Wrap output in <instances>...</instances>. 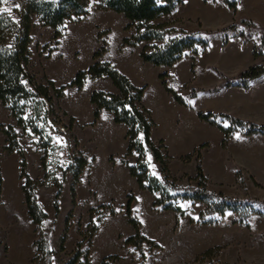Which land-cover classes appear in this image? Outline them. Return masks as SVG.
<instances>
[{
  "label": "trees",
  "instance_id": "16d2710c",
  "mask_svg": "<svg viewBox=\"0 0 264 264\" xmlns=\"http://www.w3.org/2000/svg\"><path fill=\"white\" fill-rule=\"evenodd\" d=\"M207 1V0H204ZM228 7L235 11L236 0H224ZM3 0H0V101L10 115L16 120L17 125L22 129V133L30 132L38 137L40 146L45 150L50 145L51 138L44 131V124L48 116L53 113V98H60L64 95L67 87L81 89L90 79L102 76L108 77L118 93H110L103 90H93L90 94V102L95 106L94 122L98 120L102 109L109 111L113 116V121L117 124L123 123L126 126L127 149L122 158L129 174L133 176L140 189L147 190L155 194L152 206L155 210H172L179 216H183L185 211L177 204L178 198L198 201L205 204V208L198 214L196 222L209 223L204 220L206 216L218 214L223 215L230 211L238 214L242 218L250 213H258L254 210V205L263 206L264 201L257 198L247 197L244 199L226 196L221 192H214L207 188V177L205 176L201 162V149L208 144L203 143L194 148L191 153L181 157L184 162L195 159L194 176L189 177L195 181V185H177L169 178L168 167L164 161V156L160 152L161 148H166L163 141H159L157 146L151 138L152 128L155 122L151 112L142 104V96L145 86H136L124 74H122L112 63L99 61L97 58L106 52L103 47L92 55L93 63L84 70H78L74 77L66 85L59 87L45 77V83L39 81L37 77L28 69L30 58L29 44L31 42V30L37 24L48 26L54 29L52 39L58 44L62 36L61 30L67 21L81 20L89 13V5H95L96 9L110 10L122 14L128 23L125 29H133L134 33L130 37L122 39V46L135 47L142 44L139 57L144 63L152 66L171 67L182 59L188 52L193 57L203 53L209 46V36L221 34L222 46H225L230 37H242L245 42L254 35H258L259 43L253 48V56L263 55L264 31L262 27L251 20H241L232 23L217 32H187L169 27L168 22H155V20L168 16L175 9L183 4V0H24L17 9L18 19L15 20L10 14L1 10ZM231 33V35H229ZM203 34L204 37H200ZM191 71L195 72V59H192ZM264 75V63L253 64L242 70L234 77H225L216 87L207 90L193 89L188 95H181L168 86L167 73L159 74V80L164 90L170 94L173 100L185 107L188 100L195 97L200 91L216 92L229 87H241L247 89L249 83ZM198 118L213 126H216L224 133L222 146H225L228 139L236 129H241L245 135L264 134V125H259L251 121L225 113L198 112ZM218 119H225L229 122L228 127L222 126ZM73 121V118H71ZM0 133L5 137V145L2 147L7 153L15 152L18 155L19 178L22 180L21 190L23 192L24 204L27 214L36 226L38 236L33 245L37 252L42 255L46 253V240L39 227L47 218L46 212L36 197V189L43 182L53 180L44 173L41 181H35L27 172V160L25 149L19 143V134L14 126L0 123ZM150 152L153 160L158 163L159 177L150 174L146 153ZM136 155L133 162H128L126 157ZM110 161L113 158L110 157ZM43 157L41 164H43ZM88 164V160L80 153L73 155V162L66 170L72 172V183L70 187L72 203L75 204V189L79 183L80 175ZM44 169V166H43ZM64 171L62 172L63 176ZM240 171L236 172L239 178ZM1 180V179H0ZM56 194L53 201L54 214H59V198L62 190L61 183L56 186ZM127 201L124 206V215L127 222L133 227L134 233L123 239V246H132L140 252L143 258L142 249L144 245L150 248H159V245L140 231L141 223L132 212L131 203L135 199L129 192L126 195ZM114 201L98 204L89 208V223L86 231L81 233L82 240L76 245L73 255L65 264H77L82 253L80 246L85 239H91L99 229L105 217L117 214L114 209ZM97 216L95 219L94 216ZM71 211L65 219V229L60 239V246L67 238V228ZM194 222L192 218L189 220ZM219 245L205 249L195 257L196 262L209 264H228L213 261L219 254ZM85 257V264L87 257ZM117 254L105 256L100 264L120 260ZM138 264H143V261Z\"/></svg>",
  "mask_w": 264,
  "mask_h": 264
},
{
  "label": "rangeland",
  "instance_id": "374dc122",
  "mask_svg": "<svg viewBox=\"0 0 264 264\" xmlns=\"http://www.w3.org/2000/svg\"><path fill=\"white\" fill-rule=\"evenodd\" d=\"M23 1L24 0H3L1 10L7 12L13 19L17 20V9ZM201 1L202 2H192L191 0H184L185 3L183 2V4L177 7L173 13L168 16H163L155 20V22H168L170 23L168 28L173 27L177 30H185L187 32H217V29H213L215 28L214 25L209 21H206L204 18L205 12H207V4L214 2V0ZM127 23V19L122 14L110 10L96 9L95 5L90 4L87 16L81 20L67 21L63 25V29L61 30L62 36L60 37L58 44L52 39L54 29L37 24L31 30V42L29 44L30 60L27 67L39 81L45 83V77L47 79L49 78V67L51 66L53 69L57 64V60L64 62L69 69L74 70L79 62H83L84 59H92L94 52L105 47L106 52L97 59H124L123 64L125 66L133 65L137 85H139V87L145 86V89L147 88L142 96V104L148 108L150 112L152 110L151 116L154 114L156 117L154 110L156 85L154 80H158V76L161 73H167V78H169V76H171L169 75V72L171 71V68H173V65L168 68H165L164 66L161 70L160 68L149 66L139 57L142 44L135 47L127 45L122 46V33L127 34V32H130V29H125ZM256 23L259 24L258 22ZM261 27L264 31V27ZM229 35H231V33H229ZM200 37H204V35L201 34ZM254 37H258V35H254L252 38ZM221 43V34L210 35L209 46L203 53L193 57L192 54L188 52L182 58L191 59V63L192 59H195L194 73L191 71L190 63V71L194 76L196 73L197 59H226L229 49L233 46L229 48L227 44L222 46ZM252 59L259 62H256L255 64H263L264 47L263 55L257 57L253 56ZM214 69L218 75L222 77V81L225 77H228L219 71V69ZM50 72L52 73L51 69ZM53 75L56 80H60L58 79L56 70ZM62 80L64 81L65 79L62 78ZM168 81L169 84H167L169 87L184 96L191 93L193 89L207 90L216 87L212 86L202 89L195 88L196 83L193 80L179 84L178 78L175 76H171ZM142 83L143 85H141ZM68 88L66 87L65 90L67 91ZM168 95L171 99L172 96L170 94ZM60 98H53V113L48 116L44 126L48 125L51 121H55L65 127V132L61 136L51 137L50 145H48L46 150L40 146L37 136L29 131L26 132V134H23L22 129L17 123L16 127L19 129V132L17 133L20 135V145L25 149V152H27L26 147H30L32 144L35 145L36 150L40 154V160L43 157L44 169L41 164L43 172L46 173L49 178L53 179L49 182H43V184H40L39 186H53L56 188L57 184L61 183V186H64V190L69 191V187H71L72 183V172L66 170V167L70 164V154H77L79 150H77L78 143L71 128L72 117H70L65 110L72 104L71 98L63 100V106L65 108H62L61 101L59 100ZM3 109L5 111H0V123L8 124V121L12 116L7 109L4 107ZM218 121L221 123L225 121V119H218ZM155 126L156 123L152 128V133L154 131V135L151 134V138L158 146L159 141L162 139H157L156 137L160 134L161 130L159 126ZM4 145L5 141L0 139V264H65L73 255L79 241L75 244V248L71 252L65 248V242L61 247L60 239L62 234H60L58 238L57 228L55 227V221L53 219L50 220L51 223L46 222L44 226L42 224V227L38 228L46 240V253L42 255L35 250V247H33V251L32 249H28L26 255L20 254V239L23 238L24 234L31 237L34 236L36 239L38 232L36 226L32 223L27 214L24 197L23 201H16L14 198V193L17 187L22 185L20 184L22 183V180L19 178L18 171L19 158H17V172L15 173V166L11 169L9 157L7 158L10 153H7L2 149ZM163 145L166 148H161L160 152L164 156V161L168 167L169 178L177 185H195V181L189 179V177L194 176L191 172V168H193L194 164L191 161L195 159L193 158L189 162H184L181 158L173 157L169 154L164 141ZM135 158L136 155L133 154L127 156L126 160L128 162H133ZM146 161L150 174L159 177L158 163L153 160V156L150 152L146 153ZM63 171L64 174L61 176ZM83 171L81 174H83ZM237 171L241 172L240 177L237 178L235 173L234 180L227 183L217 182L212 177L207 178V188L211 191L221 192L224 195L233 198L244 199L252 197L264 201V175L253 176L245 172V170ZM90 173L86 172L83 174L85 179V182L83 180V184L86 190L90 189L89 187L92 185V176ZM42 178L32 179L35 181H41ZM98 183L99 182H97V186L99 187ZM96 189L98 190V188ZM131 193L133 194V192ZM155 196V194H151L152 201ZM143 202L144 198L140 197L139 203L142 204ZM176 202L184 209L185 214L178 217L175 240L174 242H171V246L159 245V248H150L148 245H144L142 249L143 258L140 257V252L135 250L132 246H123L126 249V252L124 251L123 256H121L117 253L120 248L114 243L99 250L94 248L93 252H91L92 237L91 239H85L82 242V245L80 246L82 256L77 264H85V255L88 264H100L101 260L110 254H117L121 259L110 262L109 264H138L141 261H143V264H209V260H206L205 262H196L195 257L205 249L217 245H219L221 249L213 261L218 260L219 262L228 264H264L263 206L254 205V210L258 213H250L243 218L238 214L227 211L223 215L213 214L206 216L204 220H207L209 223H198L196 220L199 211L205 208L204 203L183 198H178ZM114 203L113 207L117 210V213L122 212L121 209L117 207L120 206V200H117L116 202L114 201ZM74 209L75 208L73 207V210H71V216L69 217V226L66 232L67 235L72 226L70 221L73 217L78 218L77 231L79 233L85 232L88 225L85 226L84 230L80 229L83 227V219H86L87 216H89V208H87L86 205H81L76 210V213L73 214ZM68 214L69 212L67 215L64 213L63 219L65 216L67 217ZM96 217L97 216L95 215L93 218L95 219ZM190 218H192L194 222H190ZM30 224L34 225V230L30 229ZM63 232L61 231V233ZM12 240L18 244L15 248L11 247Z\"/></svg>",
  "mask_w": 264,
  "mask_h": 264
},
{
  "label": "crops",
  "instance_id": "0c3cea01",
  "mask_svg": "<svg viewBox=\"0 0 264 264\" xmlns=\"http://www.w3.org/2000/svg\"><path fill=\"white\" fill-rule=\"evenodd\" d=\"M191 1L202 2L201 0ZM236 1L235 11L231 10L224 0H214V2L208 3L204 18L214 25L215 28L213 29L217 30L232 23H238L241 20H253L264 27V0ZM132 33L133 30L130 29L127 34L122 33L121 38L128 37ZM258 43V37L251 38L247 42L242 37H230L227 46L229 48L233 47L229 49L226 59H197L195 76L190 71L191 59H180L173 64L169 75L177 77L179 84L193 80L196 83L195 88L202 89L218 86L222 82V77L218 75L214 68L219 69L228 77L237 75L241 70L258 62L252 59L253 48ZM98 60L112 63L134 85L139 86L135 81L133 65L125 66L123 64L124 59ZM56 63L53 69L51 66L49 67L48 79L52 80L56 86H60L69 83L78 70H84L91 65L93 59H84L83 62L78 63L74 70L69 69L64 62L57 60ZM148 65L152 66L151 64ZM156 68L161 70L164 66H156ZM55 70L60 82L53 75ZM62 78L65 80L63 81ZM169 78H167L168 84ZM154 83L156 85L154 105L156 117L154 114L152 116L156 126H159L161 130L156 138L164 141L171 156L181 158L183 155L192 152L199 145L207 143L208 145L201 149L202 168L207 178L212 177L220 183L231 182L234 180L237 170H245V172L253 176L264 175V134L245 135L241 129H236L223 147L221 142L224 138V133L216 126L198 118V112L210 111L213 113H225L264 125V75L253 79L247 89L229 87L216 92H199L195 97L188 100L189 106L187 107L179 105L173 98L171 100L159 79L154 80ZM93 90H103L115 94L119 92L108 77L102 76L88 80L81 89L69 87L59 99L62 108H65L63 100L71 98L72 104L65 110L73 118L71 128L78 143L77 150L88 160L83 174L91 172L92 185L89 187L90 189L86 190L83 184L85 182L84 175L81 174L80 183L75 189V204L72 203L70 187L69 191H65L63 186L59 198V214L57 216L54 214L52 205L56 188L53 186H39L36 190V197L47 214V218L42 224L44 226L46 222L51 223L50 220L53 219L59 238L60 234H63L61 231L63 232L65 228L66 216L63 219V214L66 213L67 215L68 212L73 210V207L75 208L73 214H75L81 205L91 208L98 204L120 200V206L117 207L122 212L114 216L105 217L92 238L91 252H93L94 248L99 250L114 243L120 248L117 253L123 256L124 251L126 252L123 247V239L134 233L133 227L127 222L124 215V206L127 201L126 195L131 191L135 197L131 203V209L141 223V233L147 238L154 240L158 245L169 247L172 244L171 242L175 240L179 215L172 210L161 211L153 209L151 193L139 188L136 179L129 174L126 165L121 162V158L127 148L126 126L123 123H115L112 114L105 109L101 110L98 120L94 122L95 106L90 102V94ZM0 111H5L1 101ZM8 124L13 125L16 132H19L13 117L8 121ZM221 124L224 127L229 126L227 120L221 122ZM152 134L154 135V131ZM5 138L0 133V139L5 141ZM26 150L29 175L33 179L42 178L44 172L41 167L39 152L34 144L26 147ZM8 157L11 163L10 167L13 169L15 166L16 173L18 155L13 152ZM110 157L113 158V161H110ZM191 162L194 164L193 168H191V172L194 175L195 160ZM97 182H99V187ZM140 197L144 198L142 204L139 203ZM14 198L16 201H23L21 185L17 187ZM157 212L158 214L164 213L158 215ZM89 220V216L83 219V227L80 229L84 230ZM77 223L78 218L73 217L70 221L72 226L65 240V248L69 252L74 250L78 241L82 240L81 233L77 231ZM30 229L34 230L33 224H30ZM34 239V236L31 237L24 234L23 238L20 239V254L26 255L28 249L33 251L34 246L32 244ZM16 246L18 244L12 240L11 247L15 248Z\"/></svg>",
  "mask_w": 264,
  "mask_h": 264
},
{
  "label": "built area",
  "instance_id": "2783aa9c",
  "mask_svg": "<svg viewBox=\"0 0 264 264\" xmlns=\"http://www.w3.org/2000/svg\"><path fill=\"white\" fill-rule=\"evenodd\" d=\"M44 131L46 135L51 138V137L63 135L65 132V127L55 121H51L48 125L44 126ZM69 162L70 163L73 162V153L70 154Z\"/></svg>",
  "mask_w": 264,
  "mask_h": 264
}]
</instances>
